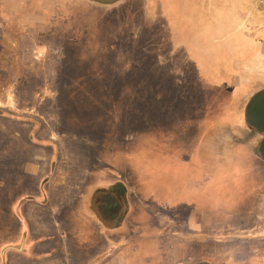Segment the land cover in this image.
I'll return each mask as SVG.
<instances>
[{
    "label": "rangeland",
    "instance_id": "rangeland-1",
    "mask_svg": "<svg viewBox=\"0 0 264 264\" xmlns=\"http://www.w3.org/2000/svg\"><path fill=\"white\" fill-rule=\"evenodd\" d=\"M256 33L264 34V0H0V144L11 137L20 146L0 164V257L18 241L26 256L13 264H40L52 250L63 260L60 248L75 241L68 263L91 264L104 258L103 248L111 256L110 244L128 239L118 236L122 230L111 233L110 244L103 239L100 226L115 221L77 235L62 221L63 234H51V244L28 232L22 210L49 159L44 181L56 213L67 187L74 194L91 171L87 179H118L125 187L123 215L144 212L156 236L168 224L169 235L157 240L204 246L194 264H264V235L245 234L264 219L230 216L234 200L256 194L252 165L263 161L240 145L232 158L230 140L208 137L202 122L204 103H232L230 94L204 85L213 83L205 72L226 70L237 36ZM27 141L36 151L30 155L21 147ZM218 163L224 166L213 169ZM201 197L210 207L225 200L228 212L187 222L197 205L190 201ZM133 223L141 221L131 216ZM134 232L132 244L152 241Z\"/></svg>",
    "mask_w": 264,
    "mask_h": 264
},
{
    "label": "crops",
    "instance_id": "crops-1",
    "mask_svg": "<svg viewBox=\"0 0 264 264\" xmlns=\"http://www.w3.org/2000/svg\"><path fill=\"white\" fill-rule=\"evenodd\" d=\"M235 45L236 47L233 54L234 56L230 58V63L228 62L229 64H227L228 67L226 70H210L207 72L204 71L205 74L209 73L208 75H212L213 77V83L206 81L204 85L208 87L214 86L215 88L221 89L224 92L230 94V96H232V103L229 105L225 101H220L212 108L210 103H207L208 105L204 103L202 122L204 123V132L208 134V137L215 136L213 138L230 140L229 145L234 146V148L236 149L229 150V156H231L232 158H235L237 156L238 145H240L241 147H245V152L247 153V155H249L250 157H255V159H257L258 161H263L256 162L254 163V165H252L255 166L253 169L257 172V180H255V183L258 184V189L256 191V194L252 196L250 202H239L238 200H234V211H232L234 215L230 216L236 217L238 219H264V159H262L257 152V146L262 134L258 132L254 127L248 125L245 122L244 117V109L248 99L255 92L264 88V34L256 33L252 35L237 36ZM215 78L216 80L214 81ZM224 107H228L229 109H224ZM207 127H210V129H206ZM217 128L219 129L217 130ZM0 131L2 132L3 130ZM212 133H218V135H213ZM3 139L4 137L2 138L0 144V164L9 161L14 150L20 147L18 145V142L17 145L16 143H12L11 137L7 138V140H5V143L3 142ZM21 147L23 148V152L26 155H30V153L32 154L36 152L34 150V147L30 145L29 141L26 142V146L22 145ZM49 161L50 160L48 159L47 169L40 176L37 182L39 188H37L36 191L30 192L31 194L27 196L28 200L26 201V205L23 208L24 210H22L23 213H26L25 216L28 219L27 230L29 233L34 232L37 235H43V237L47 238L46 243L49 242L51 244V234H63L61 222L64 221V223L68 224V229H70L71 232L75 235L86 234L87 232H90L89 230L93 231V229L95 232L99 233L101 227L104 231H106V233H102L103 239H107L110 244L112 243V240L109 239L111 233L114 234L123 231L121 235L118 236H120L121 238L126 236L128 239L121 240V242L116 247L110 244V246L113 248V251H115L111 254V256H107V252L110 251V248H103V254H105V256H103L104 258H102V260H99L97 258L96 260L92 261L91 264H189L191 260H188L186 262L185 259L188 258L187 256H192L193 263L195 262V260H198V258L196 257L201 255L198 250H203L204 246L200 248V244L195 246L193 243H191V245H189L186 249L183 243L161 241L165 240L164 236L169 235L170 233V231H168V224L164 223L162 225H159V235L156 236L152 232L155 231L156 233L158 228H154L152 222L148 226L144 225L146 224V219L148 218L144 214V212H132L131 209H129L124 215H122L119 221H117L116 223H112L111 225L110 223H106L105 227H102V223L98 221L96 215L94 214V211L92 210V196L98 190H105L109 188L110 185L117 182L118 179H106L102 181H98L95 178L87 179V175L91 177L92 172H86L85 170V175L76 186L74 194L69 195L72 192V187H67V198H64L65 200L62 202L63 206L60 208L59 212L56 213L49 204L50 191L48 190L46 181H44L46 174L49 173ZM230 162L231 163L229 168L232 169L234 168L233 166L235 165V163L233 161ZM220 165L224 166V164L221 163H218V165L214 164L213 169H216V167H219L220 169ZM70 201L72 202L69 203ZM170 202H172V200ZM190 202L197 203V205L192 206L191 212L188 213L186 217L187 222L189 221V218H194L196 214L198 218L200 216L203 219L210 218L212 216H210L211 214L209 213H211V211L215 209L219 211L226 210L228 212L226 201L223 199L215 200L214 205L211 207L210 204L207 205V198L201 197V199H193ZM21 203L23 205L25 204L23 200L21 201ZM160 203L168 202L162 200ZM129 207L131 208L130 205H128V208ZM74 209L77 212L75 216L74 214H70V212ZM87 213L90 216V219H93L96 222L97 226L95 228L90 225L91 221L86 219ZM224 215H227L226 212ZM131 216H135L136 220L141 221V224L139 223V226H137L135 225V223H133L134 226L131 227ZM70 218H75L77 221H74L72 223ZM99 224H101L102 226H100ZM151 226L152 228H149ZM131 230H135L136 232L134 233L135 235L137 234V236H139L142 231L145 232L146 236H149L152 241L143 243L141 242V240H138V242L135 241V243L132 244ZM245 234L250 235V237L263 236L264 225L259 226L256 231L252 232V230H250L249 233L247 232ZM14 236L19 238V232L16 231V233H14ZM157 237H162V239L157 240ZM21 243L19 245L17 241L16 243L14 242L10 245H7L1 251V263L2 259H4L6 264H13V259L20 256L25 257L26 249ZM77 244L78 242L74 241V243L62 245V247L64 248L61 247L60 250L64 252L63 260L59 258V255H56V253L53 252L54 250H52L50 254L46 256L40 255L39 258H42L40 264H69L66 259V256L68 255L67 250H69L70 247H75V245ZM224 247L225 251L228 248H231L228 247L226 243L224 244ZM233 247H236L234 250H232L233 252H240L239 249L241 248H237L239 246ZM120 251L121 253H123V251L125 252L123 253V259H120ZM31 254L28 255V258ZM114 254L117 256L115 257ZM224 254L227 255L230 253L225 252ZM232 256L234 255L232 254ZM74 262H72L71 264H76Z\"/></svg>",
    "mask_w": 264,
    "mask_h": 264
},
{
    "label": "flooded vegetation",
    "instance_id": "flooded-vegetation-1",
    "mask_svg": "<svg viewBox=\"0 0 264 264\" xmlns=\"http://www.w3.org/2000/svg\"><path fill=\"white\" fill-rule=\"evenodd\" d=\"M124 188L125 187L121 185L119 182H115L114 184H111L109 188L105 190L104 189L98 190L93 194L91 205H92V210L94 211V214L96 215L98 221L117 222L121 219L123 215V213L121 212L123 197H125V193H126V190ZM98 195L99 198L95 200ZM196 264H204V263H196Z\"/></svg>",
    "mask_w": 264,
    "mask_h": 264
},
{
    "label": "water",
    "instance_id": "water-1",
    "mask_svg": "<svg viewBox=\"0 0 264 264\" xmlns=\"http://www.w3.org/2000/svg\"><path fill=\"white\" fill-rule=\"evenodd\" d=\"M245 122L262 134L257 146L258 155L264 159V88L248 99L244 109Z\"/></svg>",
    "mask_w": 264,
    "mask_h": 264
}]
</instances>
